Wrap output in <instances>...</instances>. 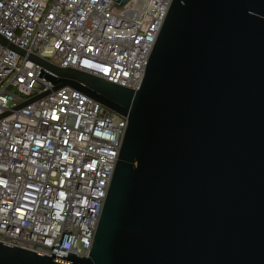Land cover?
<instances>
[{"label": "water", "instance_id": "water-1", "mask_svg": "<svg viewBox=\"0 0 264 264\" xmlns=\"http://www.w3.org/2000/svg\"><path fill=\"white\" fill-rule=\"evenodd\" d=\"M28 57L126 122L87 255L0 264H264V0H170L135 89Z\"/></svg>", "mask_w": 264, "mask_h": 264}, {"label": "built area", "instance_id": "built-area-1", "mask_svg": "<svg viewBox=\"0 0 264 264\" xmlns=\"http://www.w3.org/2000/svg\"><path fill=\"white\" fill-rule=\"evenodd\" d=\"M114 1L0 0L1 242L88 253L126 118L72 86L49 89L28 55L135 89L170 0H147L140 20Z\"/></svg>", "mask_w": 264, "mask_h": 264}]
</instances>
